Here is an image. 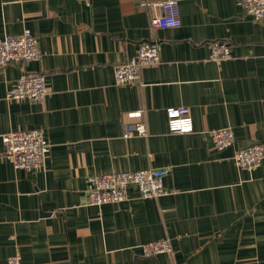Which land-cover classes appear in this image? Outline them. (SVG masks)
<instances>
[{
	"label": "crops",
	"instance_id": "crops-1",
	"mask_svg": "<svg viewBox=\"0 0 264 264\" xmlns=\"http://www.w3.org/2000/svg\"><path fill=\"white\" fill-rule=\"evenodd\" d=\"M144 0H0V38L29 29L41 57L0 69V136L42 130L45 167L16 169L0 139V264H264V161L240 170L239 148L264 146V20L239 0H180L182 26L153 28ZM156 2L158 0H147ZM232 57L210 59L213 41ZM157 43L160 63L118 86L114 66ZM25 71L44 73L43 102L8 100ZM191 109L195 132L168 131L166 110ZM142 111L148 136L127 137ZM231 128L223 151L211 131ZM169 168L167 194L87 203L88 178ZM169 239L170 254L140 246Z\"/></svg>",
	"mask_w": 264,
	"mask_h": 264
},
{
	"label": "built area",
	"instance_id": "built-area-1",
	"mask_svg": "<svg viewBox=\"0 0 264 264\" xmlns=\"http://www.w3.org/2000/svg\"><path fill=\"white\" fill-rule=\"evenodd\" d=\"M91 7L93 0H76ZM180 0L141 1V5L151 9L160 8L162 14L151 18L153 28L171 29L182 26ZM244 13L256 21L264 20V0H239ZM41 57L38 38L26 29L19 35H6L0 38V69L8 65H26ZM232 57V48L228 41L218 40L210 44V59L223 61ZM160 63V49L157 43L143 42L137 53L130 60L114 66L116 85L137 84L141 80L145 67ZM48 86L44 73L25 71L17 83L6 93L8 100H27L43 102L48 96ZM168 131L171 134L187 135L195 132L191 109L188 107H170L166 110ZM130 119H137L136 124L128 125L126 136L146 137L148 130L142 121L143 112H130ZM214 147L218 151L230 148L236 142L231 128L216 129L210 132ZM5 146V155L12 160L16 169L39 171L45 167L49 144L42 130H23L0 136ZM240 170H252L261 166L264 161V146L253 144L239 148L234 156ZM169 168L143 169L138 171L105 173L88 178L87 203L101 206L119 204L126 200L127 190L135 185L142 197L158 198L167 194L165 179ZM144 257L170 254L173 251L169 239L149 242L140 246ZM7 264H22L21 256L16 253L8 257Z\"/></svg>",
	"mask_w": 264,
	"mask_h": 264
}]
</instances>
